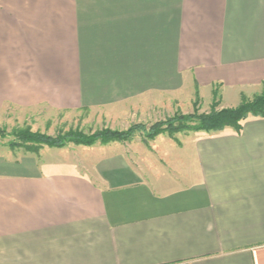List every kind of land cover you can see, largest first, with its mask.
<instances>
[{
	"label": "crops",
	"instance_id": "0c3cea01",
	"mask_svg": "<svg viewBox=\"0 0 264 264\" xmlns=\"http://www.w3.org/2000/svg\"><path fill=\"white\" fill-rule=\"evenodd\" d=\"M263 82L264 0H0V114L120 122ZM201 136L151 169L110 145L0 148V264H264V119Z\"/></svg>",
	"mask_w": 264,
	"mask_h": 264
},
{
	"label": "rangeland",
	"instance_id": "374dc122",
	"mask_svg": "<svg viewBox=\"0 0 264 264\" xmlns=\"http://www.w3.org/2000/svg\"><path fill=\"white\" fill-rule=\"evenodd\" d=\"M213 89L218 91L216 102H218L219 106L217 110L230 109L239 105L240 98L236 100L234 99L235 97L229 95H225V98H223L218 87ZM260 92L261 88L257 91L248 92L244 96L247 99H251ZM195 97L192 96L191 99L183 97L180 101L178 99L171 100V97L168 96V101L164 104L162 103L161 106L147 107L150 109L139 112L138 116H133L127 118L126 121L120 122L111 121L104 114L97 111L79 110L65 112L52 111L45 108L29 110L6 106L0 114V148L15 153H26L24 147L26 148L27 145L30 147L33 144L23 142L20 135L24 131L38 133L50 139H59L68 133H81L85 136H92L105 131L121 134L131 130L133 133L127 139L107 145L119 150L132 163L144 162L149 169L154 168L157 163L165 167V162L175 160L176 147L191 143L195 137H205L201 136L202 133H175L170 137L165 132L167 122L177 116H193L194 110H196L198 115L209 112L213 101L209 91H201L200 96H198V104ZM235 102H237V105ZM195 103L197 104L196 107ZM142 126L145 129L144 132L138 128ZM147 131H156L159 134L148 138ZM209 135H212V133H209ZM99 143V141L95 142L94 146H99ZM40 147L42 149L46 146ZM65 147L75 149L78 146L66 142ZM157 172V170H153V174Z\"/></svg>",
	"mask_w": 264,
	"mask_h": 264
},
{
	"label": "trees",
	"instance_id": "16d2710c",
	"mask_svg": "<svg viewBox=\"0 0 264 264\" xmlns=\"http://www.w3.org/2000/svg\"><path fill=\"white\" fill-rule=\"evenodd\" d=\"M218 95L217 89H213V101L209 112L198 115L194 110L193 116H177L167 122L165 132L172 137L175 133H217L225 129H231L237 134L242 130V123L249 117L264 119V82L261 85V92L251 99H247L244 95L240 96V103L238 106L230 109H219V104L216 102ZM198 104V92L195 94ZM195 103V107L197 106ZM142 132L144 127H138ZM133 132L129 130L126 133H117L111 131L99 132L92 136H85L81 133H68L63 138L50 139L38 133H31L24 131L20 137L24 143L33 144L24 150L26 153L37 154L40 146L48 148H64L65 143L74 144L83 147H92L95 142L99 141L100 145H107L112 142L127 139ZM156 131H147L148 138L157 136Z\"/></svg>",
	"mask_w": 264,
	"mask_h": 264
}]
</instances>
